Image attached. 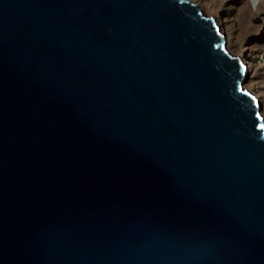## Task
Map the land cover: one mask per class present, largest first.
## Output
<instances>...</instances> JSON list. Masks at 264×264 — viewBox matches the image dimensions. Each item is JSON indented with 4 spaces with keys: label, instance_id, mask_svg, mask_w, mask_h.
Instances as JSON below:
<instances>
[{
    "label": "water",
    "instance_id": "95a60500",
    "mask_svg": "<svg viewBox=\"0 0 264 264\" xmlns=\"http://www.w3.org/2000/svg\"><path fill=\"white\" fill-rule=\"evenodd\" d=\"M191 0H0V264H264V120Z\"/></svg>",
    "mask_w": 264,
    "mask_h": 264
},
{
    "label": "rangeland",
    "instance_id": "374dc122",
    "mask_svg": "<svg viewBox=\"0 0 264 264\" xmlns=\"http://www.w3.org/2000/svg\"><path fill=\"white\" fill-rule=\"evenodd\" d=\"M213 16L226 35V49L246 62L243 87L257 96L264 115V0H191Z\"/></svg>",
    "mask_w": 264,
    "mask_h": 264
},
{
    "label": "bare ground",
    "instance_id": "6f19581e",
    "mask_svg": "<svg viewBox=\"0 0 264 264\" xmlns=\"http://www.w3.org/2000/svg\"><path fill=\"white\" fill-rule=\"evenodd\" d=\"M216 20V19H215ZM216 23H217V21H216ZM218 25V24H217ZM246 64V62L244 61V65ZM246 76V75H245ZM245 88V87H244ZM247 91H249L250 89L249 88H245ZM254 96V95H253ZM255 97V99L257 100V103H258V106H260V102H259V100L257 99V96H254ZM261 107V106H260ZM261 110H262V107H261ZM261 112V111H260ZM262 115V114H261ZM262 118H263V120H264V115H262Z\"/></svg>",
    "mask_w": 264,
    "mask_h": 264
},
{
    "label": "crops",
    "instance_id": "0c3cea01",
    "mask_svg": "<svg viewBox=\"0 0 264 264\" xmlns=\"http://www.w3.org/2000/svg\"><path fill=\"white\" fill-rule=\"evenodd\" d=\"M258 0H250L252 4L256 3Z\"/></svg>",
    "mask_w": 264,
    "mask_h": 264
}]
</instances>
